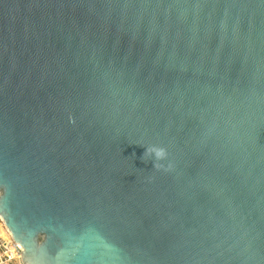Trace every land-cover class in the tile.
I'll use <instances>...</instances> for the list:
<instances>
[{
  "label": "water",
  "instance_id": "95a60500",
  "mask_svg": "<svg viewBox=\"0 0 264 264\" xmlns=\"http://www.w3.org/2000/svg\"><path fill=\"white\" fill-rule=\"evenodd\" d=\"M0 220L22 264H264V0H0Z\"/></svg>",
  "mask_w": 264,
  "mask_h": 264
},
{
  "label": "built area",
  "instance_id": "2783aa9c",
  "mask_svg": "<svg viewBox=\"0 0 264 264\" xmlns=\"http://www.w3.org/2000/svg\"><path fill=\"white\" fill-rule=\"evenodd\" d=\"M0 264H22L20 247L10 237H0Z\"/></svg>",
  "mask_w": 264,
  "mask_h": 264
},
{
  "label": "clouds",
  "instance_id": "9594fccd",
  "mask_svg": "<svg viewBox=\"0 0 264 264\" xmlns=\"http://www.w3.org/2000/svg\"><path fill=\"white\" fill-rule=\"evenodd\" d=\"M145 154H150L151 156H154L155 161H161L166 157V150L163 148L152 146L146 149L144 156ZM154 167L158 169L161 167V165L159 163H154Z\"/></svg>",
  "mask_w": 264,
  "mask_h": 264
},
{
  "label": "rangeland",
  "instance_id": "374dc122",
  "mask_svg": "<svg viewBox=\"0 0 264 264\" xmlns=\"http://www.w3.org/2000/svg\"><path fill=\"white\" fill-rule=\"evenodd\" d=\"M0 237L4 238V240L9 238V234L6 231V229H5L4 225L2 224L1 220H0Z\"/></svg>",
  "mask_w": 264,
  "mask_h": 264
}]
</instances>
